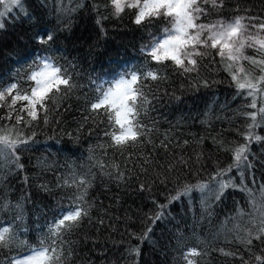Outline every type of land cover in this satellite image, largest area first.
Here are the masks:
<instances>
[{
    "label": "trees",
    "instance_id": "obj_1",
    "mask_svg": "<svg viewBox=\"0 0 264 264\" xmlns=\"http://www.w3.org/2000/svg\"><path fill=\"white\" fill-rule=\"evenodd\" d=\"M206 9V19L242 16L264 23V0H222L219 7ZM2 22L0 87L18 80L28 89L26 76L37 55L52 56L75 86L47 101V111H40L33 127L17 126L25 135L34 131L35 141L29 151L19 152L16 163L0 162V205H9L0 207V228L11 226L17 235L15 244L0 248V264L40 247L48 237L47 225L72 206L78 189L64 181L73 173L77 181L87 178L88 215L62 237L64 264H187L185 254L194 248L200 254L189 259L196 264H264V241L253 239L248 245L243 231L251 227L250 201L259 205L264 200V126L253 129L262 139L249 144L251 167L243 186L251 196L241 190V177L233 169L229 176L238 187L225 189L211 207L205 209L198 191L191 199L169 202L185 184L208 183L219 169L228 168L233 153L226 148L247 143L244 134L252 121L244 114L255 110L247 107L250 97L236 95L219 56L212 52L198 58V70L191 73L139 61L135 47L155 23L133 24L127 9L117 17L110 0H72L71 5L69 0H22V7ZM47 33L53 39L38 43V36ZM245 52L257 55L254 49ZM132 64L136 71L142 66L156 71L159 78L137 85L149 101L138 105L144 135L118 148L105 134L118 129L103 109L91 110L98 82L92 78L96 73L105 80ZM7 113L0 107V116ZM0 124L11 127L15 120ZM218 226L221 233L215 232Z\"/></svg>",
    "mask_w": 264,
    "mask_h": 264
},
{
    "label": "snow or ice",
    "instance_id": "obj_2",
    "mask_svg": "<svg viewBox=\"0 0 264 264\" xmlns=\"http://www.w3.org/2000/svg\"><path fill=\"white\" fill-rule=\"evenodd\" d=\"M209 2L213 7L220 6L218 0H110L117 17L125 8L136 9L134 22L137 25L161 18L171 25V27L166 26L159 34L150 35L149 42L141 49L142 53L150 57L155 64L167 65L171 62L183 73L196 72L200 62L198 58H204L214 52L215 56L220 57L225 71L229 73L232 82L236 85V95L251 98L247 107L255 111L244 114L252 121L247 126L248 132L244 134L247 143L234 149H225L232 151L233 163L226 169H219L208 183L185 184L184 188L177 191L169 201L171 203L182 197L191 199V193L198 191L201 193L205 209L211 207L213 200L219 201L225 189L238 187L229 176L233 169H236L241 177L239 187L242 191L249 192L251 196V190L243 186L245 171L251 167L248 161L249 144L253 139L256 141L262 139L254 135L253 129L264 126V23L249 25L241 16L231 21L219 19L215 22L203 23L201 17L208 14L204 5ZM71 3L72 0H69V5ZM0 5L4 9L0 11V28H2L4 26L2 19L15 8L22 7V0H0ZM61 10L74 9L62 7ZM24 14L27 15L26 12ZM252 19L255 18H249V20ZM250 28L254 31H250ZM52 39L53 35L47 33L38 36L37 42L47 44ZM246 49H254L257 55H247ZM245 61L252 67H246ZM30 68L31 71L26 76V80L31 82L28 89H25L18 80L0 87V107L8 108L7 116H0V120H15V124L11 127L0 124V162L16 163L20 159L19 152L29 151L35 141L34 131L31 135H25L17 126L33 127V122L38 120L40 111H47V101L52 100L54 95L63 90L75 86L66 70H62L50 55H37ZM256 70L259 72L258 75ZM149 78L157 80L159 75L152 70L146 73L131 71L109 82L106 88L104 81L96 84L99 96L90 107L94 112L103 109L109 123L113 128L118 129L112 133H105L111 136L113 146L123 148L136 143L144 135L145 126L138 119V105L147 104L149 101L137 85L141 79ZM203 86H208L207 81L203 82ZM258 97H260L259 107ZM44 122H48L46 117ZM2 166L0 164V167ZM17 166L22 168V165ZM64 184L75 185L78 189L72 206L62 211L60 216L47 225L48 237L41 239L40 247L31 248L26 254L13 257L8 264H64V255L61 251L62 237L65 232L76 227L80 220L88 215V209L85 207L88 181L85 176H80L77 181L76 174L73 173L72 179H66ZM250 202L253 205V211L249 217L251 227L243 229L248 245H251L253 239L264 241V200L259 205L255 201ZM8 206L0 205L4 208ZM163 207L164 205H161V208ZM241 215H243L242 212ZM19 218L18 216L17 219ZM160 218L161 214L158 213L156 219ZM49 238H52L50 243ZM16 240L17 235L11 226L0 228V248L10 247ZM199 254L196 249H189L184 257L187 264H196L189 257ZM256 259L262 260L260 256Z\"/></svg>",
    "mask_w": 264,
    "mask_h": 264
},
{
    "label": "rangeland",
    "instance_id": "obj_3",
    "mask_svg": "<svg viewBox=\"0 0 264 264\" xmlns=\"http://www.w3.org/2000/svg\"><path fill=\"white\" fill-rule=\"evenodd\" d=\"M221 3H222V0H218V4L221 5ZM208 4H211V2H209ZM211 5H212V4H211ZM133 10H134V12L136 13L137 10H136V9H133ZM162 20H163V19H162ZM216 20H218V19H211L210 22H208V23L215 22ZM158 24H159V26H161V27L163 26L162 23H160V22H159ZM159 26L156 24V27H157V28H160ZM170 27H171V25H170ZM150 35H152V33L149 34V35L147 36L146 43H144L143 45H146V44L149 42L148 38H149ZM138 45H140V44L138 43ZM136 47H139V46H136ZM136 47H135V48H136ZM126 49H127V48H126ZM127 50H129V49H127ZM122 52H123V51H122ZM124 52H126V51H124ZM127 53H128L129 55L132 54L131 52H130V53L127 52ZM120 57H123L122 53L120 54ZM35 165H36V163H35ZM37 166H38V165H37ZM196 205H197V204H196ZM196 208H197V207H196ZM222 231H223V228H222L221 226L216 227V231H215V232L221 233ZM227 231H228V230H224V233L227 232Z\"/></svg>",
    "mask_w": 264,
    "mask_h": 264
},
{
    "label": "bare ground",
    "instance_id": "obj_4",
    "mask_svg": "<svg viewBox=\"0 0 264 264\" xmlns=\"http://www.w3.org/2000/svg\"><path fill=\"white\" fill-rule=\"evenodd\" d=\"M61 1V0H60ZM65 1V0H64ZM14 27V26H13ZM148 27V26H147ZM79 148V147H78ZM227 237V236H226ZM189 247V246H188ZM194 247H196V245L194 246ZM187 249V248H186ZM195 249V248H194Z\"/></svg>",
    "mask_w": 264,
    "mask_h": 264
}]
</instances>
